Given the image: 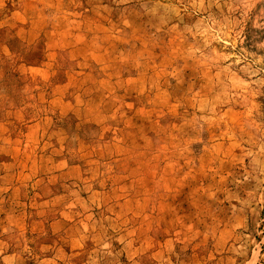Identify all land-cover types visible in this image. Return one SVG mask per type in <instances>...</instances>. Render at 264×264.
Listing matches in <instances>:
<instances>
[{
    "label": "rangeland",
    "instance_id": "rangeland-1",
    "mask_svg": "<svg viewBox=\"0 0 264 264\" xmlns=\"http://www.w3.org/2000/svg\"><path fill=\"white\" fill-rule=\"evenodd\" d=\"M0 264H264V0H0Z\"/></svg>",
    "mask_w": 264,
    "mask_h": 264
}]
</instances>
